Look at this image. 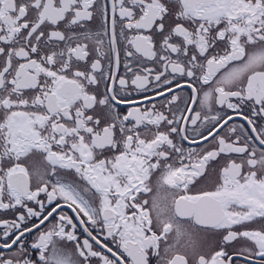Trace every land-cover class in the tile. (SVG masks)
Wrapping results in <instances>:
<instances>
[{
    "label": "snow or ice",
    "instance_id": "snow-or-ice-1",
    "mask_svg": "<svg viewBox=\"0 0 264 264\" xmlns=\"http://www.w3.org/2000/svg\"><path fill=\"white\" fill-rule=\"evenodd\" d=\"M0 264H264V0H0Z\"/></svg>",
    "mask_w": 264,
    "mask_h": 264
}]
</instances>
